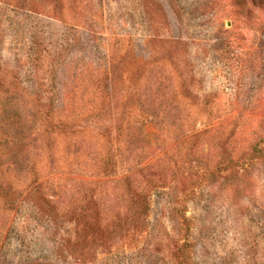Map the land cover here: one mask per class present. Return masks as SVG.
Returning <instances> with one entry per match:
<instances>
[{
	"label": "rangeland",
	"instance_id": "374dc122",
	"mask_svg": "<svg viewBox=\"0 0 264 264\" xmlns=\"http://www.w3.org/2000/svg\"><path fill=\"white\" fill-rule=\"evenodd\" d=\"M6 130L0 264H264V0H0Z\"/></svg>",
	"mask_w": 264,
	"mask_h": 264
},
{
	"label": "trees",
	"instance_id": "16d2710c",
	"mask_svg": "<svg viewBox=\"0 0 264 264\" xmlns=\"http://www.w3.org/2000/svg\"><path fill=\"white\" fill-rule=\"evenodd\" d=\"M15 115H17L18 117H17V119L13 120L10 123V126H12V125L14 126L16 124L15 122H19V123L21 122V118L23 117V114L20 113V112H18V111H16L15 112ZM8 127L9 126H7L6 128H8ZM4 135H6L5 138L0 141V165L4 161H6L5 156L7 154L12 153L13 152V149L15 147H18V146H21V145H22V147L24 146L23 141H22L23 140V137H21L20 133H15V132H11L9 130H6V132H5ZM11 147H14V148H12L11 150H8ZM23 149L24 148H22V150ZM17 152H19V151H17ZM17 156H18V154L15 155V157H17ZM183 259H184V262L186 263V258L184 257Z\"/></svg>",
	"mask_w": 264,
	"mask_h": 264
}]
</instances>
